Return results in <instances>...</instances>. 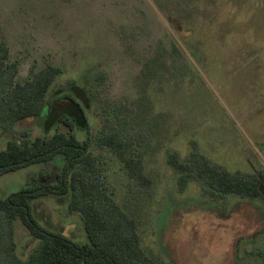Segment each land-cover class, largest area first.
<instances>
[{
	"label": "rangeland",
	"instance_id": "rangeland-1",
	"mask_svg": "<svg viewBox=\"0 0 264 264\" xmlns=\"http://www.w3.org/2000/svg\"><path fill=\"white\" fill-rule=\"evenodd\" d=\"M0 29L19 79L47 64L63 68L52 94L70 91L72 81L87 88L105 73L79 138L118 126L106 122L103 107L130 111L123 127L139 138L153 194L133 183L112 152L97 143L91 149L116 200L138 219L147 253L170 264H264L249 254L264 247V201H215L197 181L180 192L167 162L170 150L187 158L195 142L229 170L264 174V0H0ZM43 126L30 117L14 131L53 133ZM14 133L0 128V150ZM61 161L0 175V197L55 182ZM33 206L44 226L88 242L65 197L43 196ZM16 239L28 257L37 239L20 221Z\"/></svg>",
	"mask_w": 264,
	"mask_h": 264
},
{
	"label": "trees",
	"instance_id": "trees-1",
	"mask_svg": "<svg viewBox=\"0 0 264 264\" xmlns=\"http://www.w3.org/2000/svg\"><path fill=\"white\" fill-rule=\"evenodd\" d=\"M19 67V62L11 59L9 44L0 29V128L19 135L0 150V175L56 158L62 161L55 182L29 183L0 197V264H170L146 252L138 219L116 200L100 159L91 149L97 143L112 152L133 183L148 195L153 194V180L146 172L144 154L138 149L139 138L123 127L133 120L128 119V108L116 105L105 113L110 106H102L106 122L119 120L118 126L85 139L76 132L89 129L87 108L94 98L98 100L94 86L105 82V73L99 72L87 88L72 81L70 91L52 94L51 87L63 72L61 66L47 64L38 71L31 70L22 80L18 78ZM30 117L41 118L44 130L53 129V133L34 136L28 130L14 131L17 122ZM167 162L178 172L180 192L197 181L202 194L215 201L225 203L232 195L264 201V174L229 170L201 152L195 142L187 158L170 150ZM43 196L66 198L68 213L80 215L88 242L79 243L39 222L33 200ZM18 221L37 239L26 258L18 252ZM249 254L264 263V247L252 249Z\"/></svg>",
	"mask_w": 264,
	"mask_h": 264
},
{
	"label": "crops",
	"instance_id": "crops-1",
	"mask_svg": "<svg viewBox=\"0 0 264 264\" xmlns=\"http://www.w3.org/2000/svg\"><path fill=\"white\" fill-rule=\"evenodd\" d=\"M247 161L249 162V164H250L251 166L255 167V166L251 163V161H249V160H247Z\"/></svg>",
	"mask_w": 264,
	"mask_h": 264
}]
</instances>
